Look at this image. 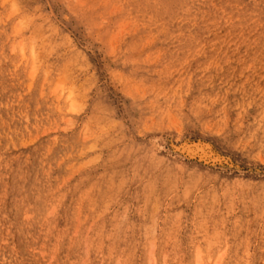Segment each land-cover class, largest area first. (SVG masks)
Listing matches in <instances>:
<instances>
[{"label":"rangeland","instance_id":"rangeland-1","mask_svg":"<svg viewBox=\"0 0 264 264\" xmlns=\"http://www.w3.org/2000/svg\"><path fill=\"white\" fill-rule=\"evenodd\" d=\"M0 264H264V0H0Z\"/></svg>","mask_w":264,"mask_h":264},{"label":"bare ground","instance_id":"bare-ground-1","mask_svg":"<svg viewBox=\"0 0 264 264\" xmlns=\"http://www.w3.org/2000/svg\"><path fill=\"white\" fill-rule=\"evenodd\" d=\"M205 3V2H204ZM190 5V4H189ZM214 13V12H213ZM239 16V15H238ZM245 22V21H244ZM240 28V27H239ZM216 39V38H215ZM196 153H197V151H196Z\"/></svg>","mask_w":264,"mask_h":264}]
</instances>
